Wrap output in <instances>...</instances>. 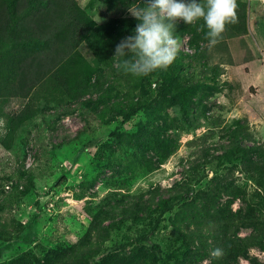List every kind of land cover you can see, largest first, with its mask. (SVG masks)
<instances>
[{
	"label": "rangeland",
	"instance_id": "374dc122",
	"mask_svg": "<svg viewBox=\"0 0 264 264\" xmlns=\"http://www.w3.org/2000/svg\"><path fill=\"white\" fill-rule=\"evenodd\" d=\"M78 1L120 33L99 62L79 46L96 67L79 92L15 128L29 96L3 74L0 264H264V0L211 49L177 21L175 60L141 77L114 54L146 0Z\"/></svg>",
	"mask_w": 264,
	"mask_h": 264
},
{
	"label": "trees",
	"instance_id": "16d2710c",
	"mask_svg": "<svg viewBox=\"0 0 264 264\" xmlns=\"http://www.w3.org/2000/svg\"><path fill=\"white\" fill-rule=\"evenodd\" d=\"M236 4V22L226 24L219 40L248 29V4L244 0H236ZM179 24L190 35L191 46L199 48L200 42L208 40V29L202 18L193 24L180 20ZM117 29L113 22L99 23L78 0H0V51L5 54L0 57V87L7 66H15L16 73L10 83H15L14 89L21 88L23 95L29 96L25 107L15 117L14 127L38 113L40 100L79 92L96 71L79 46L85 41L99 62L105 57L111 40L120 35ZM14 89L9 87L8 92L13 93ZM262 146L264 144L253 146L250 153L259 151ZM238 150L244 153L251 149L242 144L238 145ZM261 158L263 164L257 166L263 168L264 156ZM247 159L249 157H244ZM174 204L175 199L165 198L160 204V217Z\"/></svg>",
	"mask_w": 264,
	"mask_h": 264
},
{
	"label": "clouds",
	"instance_id": "9594fccd",
	"mask_svg": "<svg viewBox=\"0 0 264 264\" xmlns=\"http://www.w3.org/2000/svg\"><path fill=\"white\" fill-rule=\"evenodd\" d=\"M236 7V0H146L145 7H129L128 12L140 22L134 35L116 45L114 56L123 58L117 67L141 77L171 65L180 48L173 35L179 20L193 24L202 18L211 49L219 42L226 24L236 22ZM211 255L218 259L223 250L216 248Z\"/></svg>",
	"mask_w": 264,
	"mask_h": 264
}]
</instances>
